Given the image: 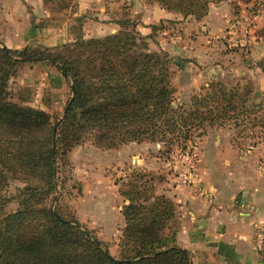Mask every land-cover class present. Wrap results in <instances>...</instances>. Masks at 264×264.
Masks as SVG:
<instances>
[{
    "label": "trees",
    "instance_id": "16d2710c",
    "mask_svg": "<svg viewBox=\"0 0 264 264\" xmlns=\"http://www.w3.org/2000/svg\"><path fill=\"white\" fill-rule=\"evenodd\" d=\"M56 1L57 10L72 5V0ZM148 1L199 19L208 2L218 0ZM112 21L114 31L84 36L80 14L68 29L70 38L55 45L11 48L0 42V264H190L189 252L175 241V203L155 192L151 175L135 170L118 186L123 224L119 255L113 256L75 216L51 204L62 183L58 166L85 138L101 148L149 140L169 150L171 145L185 147L186 141L193 144L206 125L264 127L263 105L250 81L228 87L210 80L187 104H174L167 51L149 49L152 33L138 30V17L122 11ZM149 26L155 31V24ZM31 59L53 65L68 85L54 119L24 104L25 99H10V76L19 62ZM257 65L264 78V56ZM10 177L22 185L17 206L4 211L9 198L1 192Z\"/></svg>",
    "mask_w": 264,
    "mask_h": 264
},
{
    "label": "rangeland",
    "instance_id": "374dc122",
    "mask_svg": "<svg viewBox=\"0 0 264 264\" xmlns=\"http://www.w3.org/2000/svg\"><path fill=\"white\" fill-rule=\"evenodd\" d=\"M23 3L27 5L25 0ZM57 3L56 0H42L40 7L34 9L36 16L41 14L40 19H48L57 11ZM71 3V7L62 9L60 14L63 20L67 18V36L64 29L57 31L54 41L63 42V39L70 38L72 34L68 29L77 23L80 14L84 22L82 27L87 25L83 33L90 35L103 32L92 28L97 24H92L95 21L92 18H113L122 11L139 18L143 13L144 22L139 26L142 33H152L151 38H147L149 49H157L158 42H161L176 50L168 53L175 88L174 104H187L190 95L200 93L202 85L210 80H219L228 87L241 86L250 81L264 109V81L257 65L264 56V0L209 1L208 6L215 5L214 15H223L226 19L218 25L205 22L197 25L191 13L187 20L158 17L150 9L153 6H148L153 2L148 0H72ZM149 24L156 25L155 31H151ZM25 26L32 27L31 23ZM184 36H192L195 40H183ZM33 43L38 42H21L15 48ZM7 86L12 101L19 102V97L25 99L24 104L44 109L50 119L59 116L69 94L68 85L55 67L43 60L19 62ZM247 125H206L201 135H195L193 144L186 141L185 147L171 145L169 150H165L161 143L149 140L128 141L113 148H101L85 138L67 151L64 163L58 166L57 173L62 183L54 192L55 199L51 204L56 205L64 215L75 216L103 241L111 255L118 256V237L123 224L120 208L124 201L118 186L130 172L141 170L151 175L156 193L166 195L167 189L178 184L189 185L199 191L206 184L204 174L197 167V154L202 151L215 153V150L225 146L222 143L211 144L203 139L206 135L210 138L222 136L224 141L228 137L234 138L231 147L235 153L245 157L251 154L249 159H244L245 165L251 162L257 170L261 169L264 166V127ZM21 185L18 179H8L1 192L9 198L4 211L17 206V187ZM173 219H177L176 212Z\"/></svg>",
    "mask_w": 264,
    "mask_h": 264
},
{
    "label": "crops",
    "instance_id": "0c3cea01",
    "mask_svg": "<svg viewBox=\"0 0 264 264\" xmlns=\"http://www.w3.org/2000/svg\"><path fill=\"white\" fill-rule=\"evenodd\" d=\"M0 1V42L3 45L15 48L21 42H38L44 45L61 42L54 39L57 31L64 29L65 35L67 18L63 20L60 17L62 10H57L51 17L42 20L39 17L43 15L36 16L34 11L40 7L42 0H25L29 6L23 0ZM148 6H153L150 9L158 17L188 19L189 14L183 17L178 12L160 8L155 2L148 3ZM214 7L215 5L208 6L206 14L192 20L197 25L201 22L209 25L225 22L223 15H214ZM48 15L46 12V16ZM144 15L142 13L139 17L142 23ZM92 19L95 20L92 24L97 22L92 28L103 32L90 35L84 33V36H100L117 28L112 18ZM26 23H31L32 27H26ZM85 26L87 25L82 27L83 32ZM137 28L142 33V27L137 25ZM183 40L195 39L184 36ZM157 48H162L167 53L176 52L172 46L163 45L161 42H158ZM203 139L211 144L222 143L225 146L215 150L217 153L202 151L197 154V167L204 174L203 180L206 184L201 190L183 184L173 185L166 190V196L176 206L178 225L175 241L189 252L190 264H264V260L251 247L253 224L264 222V166L257 170L251 162L245 165L244 159H249L251 154L245 157L235 153V149L231 147V137L224 141L222 136L210 138L206 135ZM233 161L236 163L233 164Z\"/></svg>",
    "mask_w": 264,
    "mask_h": 264
},
{
    "label": "built area",
    "instance_id": "2783aa9c",
    "mask_svg": "<svg viewBox=\"0 0 264 264\" xmlns=\"http://www.w3.org/2000/svg\"><path fill=\"white\" fill-rule=\"evenodd\" d=\"M251 247L264 260V222H255L251 233Z\"/></svg>",
    "mask_w": 264,
    "mask_h": 264
},
{
    "label": "water",
    "instance_id": "95a60500",
    "mask_svg": "<svg viewBox=\"0 0 264 264\" xmlns=\"http://www.w3.org/2000/svg\"><path fill=\"white\" fill-rule=\"evenodd\" d=\"M70 89H71V91H72V86H70ZM255 93H256V91H255ZM52 206V205H51Z\"/></svg>",
    "mask_w": 264,
    "mask_h": 264
}]
</instances>
